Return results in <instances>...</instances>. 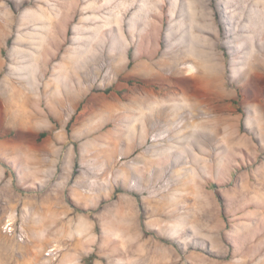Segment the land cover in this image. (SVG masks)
I'll list each match as a JSON object with an SVG mask.
<instances>
[{"label":"rangeland","instance_id":"rangeland-1","mask_svg":"<svg viewBox=\"0 0 264 264\" xmlns=\"http://www.w3.org/2000/svg\"><path fill=\"white\" fill-rule=\"evenodd\" d=\"M0 20L21 151L0 157V264H264V0H0Z\"/></svg>","mask_w":264,"mask_h":264},{"label":"crops","instance_id":"crops-1","mask_svg":"<svg viewBox=\"0 0 264 264\" xmlns=\"http://www.w3.org/2000/svg\"><path fill=\"white\" fill-rule=\"evenodd\" d=\"M29 125H32L33 126V123H31V124H29ZM5 147H8V153H7V155H6V153L4 152V148ZM6 149V148H5ZM53 151V150H52ZM51 151V152H52ZM20 149H19V145H16V144H14V142H13V140L11 141H9V140H7V139H4V138H0V157L1 158H7V159H9V157L10 158H12V160H13V157H17L19 154H20ZM54 156L57 158V159H59V163H60V165H62V163L63 162H65V161H67V159H68V153L66 152H62V151H59V150H55L54 149ZM52 154V155H53ZM24 156H27V154H24ZM50 157H52L51 155H50ZM36 158H37V161H36V168L37 169H40V170H42V171H44L47 167H48V165H46L45 164V160H44V154H40V153H37L36 154ZM9 160H11V159H9ZM58 174H59V170H58ZM61 176H59V178H54L53 179V181H52V183H51V185H50V188H53L54 189V191H56L57 193H59V188H66L67 186H68V183H67V185H62L63 184V181H62V179L60 178ZM62 177H64V175H62ZM78 185H79V183H78V181L75 183V184H73V186H72V190L75 192L74 194H77L78 192H77V189H75V188H77L78 187ZM47 193V192H46ZM49 211L55 216V215H58V214H62V212L63 211H59V210H57V211H54V209H49ZM66 212L68 213V211L66 210ZM55 220H58V217H55ZM22 262H24V261H22Z\"/></svg>","mask_w":264,"mask_h":264},{"label":"built area","instance_id":"built-area-1","mask_svg":"<svg viewBox=\"0 0 264 264\" xmlns=\"http://www.w3.org/2000/svg\"><path fill=\"white\" fill-rule=\"evenodd\" d=\"M2 231L7 236L14 238L19 243H26L29 241V235L27 230L22 226L18 225V221L8 216L2 226ZM60 257V249L54 245L48 248L44 253V261L42 264H56Z\"/></svg>","mask_w":264,"mask_h":264},{"label":"bare ground","instance_id":"bare-ground-1","mask_svg":"<svg viewBox=\"0 0 264 264\" xmlns=\"http://www.w3.org/2000/svg\"><path fill=\"white\" fill-rule=\"evenodd\" d=\"M7 17H8V16H7ZM7 17H6V18H7ZM6 18H5V19H6ZM7 21H8V20H7ZM2 25H3V24L1 23V20H0V28L2 27ZM4 26H5V25H3V27H4ZM2 30H3V29H2ZM28 57H31V56H28ZM18 58H20V57H18ZM33 59H36V58H32L31 60L29 59L28 63H31ZM37 59H38L39 62H42L41 58H37ZM25 69H26V68H25ZM28 83H29V82H28ZM28 83H27V84H28ZM15 85H16V84H15ZM21 85H23L24 87H28V86H26V83H25V84H24V83H21ZM23 86H18V85H16L17 88H16V87H15V88L20 92ZM169 108H170V107H169ZM171 109H172V107H171ZM156 111H157V110H156ZM173 112H174V111H173ZM192 113H193V112H192ZM140 114H141V115L143 114V116H145V117L147 118V121L150 120V118H149L150 115H149V114H146V113H145V115H144V111H143L142 113H140ZM173 114H174V113H173ZM171 115H172V114H171ZM166 116H167V115H166ZM168 116H169V115H168ZM172 116H173V115H172ZM142 118H143V117H142ZM151 118H152V117H151ZM158 118H159V117H158ZM166 118H167V117H166ZM168 118H169V117H168ZM155 119H156V118H155ZM170 120H171V119H170ZM156 121H157V120H156ZM188 121H190V120H188ZM149 122H150V121H149ZM203 123H204V122H203ZM155 127H156V126H155ZM155 129H156V128H155ZM159 130H160V129H159ZM235 138H236V137H235ZM237 138H238V137H237ZM155 140H156V139H155ZM155 140H154V141H155ZM237 140H238V139H237ZM157 142H158V141H157ZM244 193H245V192H244ZM206 263H207V262H206ZM210 263H211V262H210Z\"/></svg>","mask_w":264,"mask_h":264},{"label":"trees","instance_id":"trees-1","mask_svg":"<svg viewBox=\"0 0 264 264\" xmlns=\"http://www.w3.org/2000/svg\"><path fill=\"white\" fill-rule=\"evenodd\" d=\"M111 91V89H107V90H105L104 92L105 93H109ZM235 103V102H234ZM235 104H237V103H235ZM71 123V122H70ZM70 123L68 124V126H67V128L69 129V127H70ZM42 136H45V134H43Z\"/></svg>","mask_w":264,"mask_h":264},{"label":"water","instance_id":"water-1","mask_svg":"<svg viewBox=\"0 0 264 264\" xmlns=\"http://www.w3.org/2000/svg\"><path fill=\"white\" fill-rule=\"evenodd\" d=\"M0 164H1L3 167L7 168V166L4 165L1 161H0ZM74 176H75V173H73V175H72V180L74 179Z\"/></svg>","mask_w":264,"mask_h":264}]
</instances>
